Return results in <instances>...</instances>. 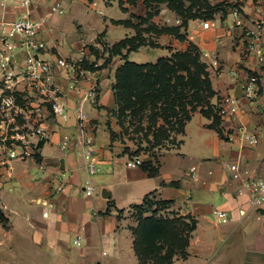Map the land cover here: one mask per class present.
Masks as SVG:
<instances>
[{"label": "crops", "instance_id": "obj_1", "mask_svg": "<svg viewBox=\"0 0 264 264\" xmlns=\"http://www.w3.org/2000/svg\"><path fill=\"white\" fill-rule=\"evenodd\" d=\"M210 1L224 4L213 20L215 26L204 29V21L193 20L189 22L186 41L169 35L155 40L166 50L163 57L186 51L190 43L207 53L202 58L208 64L216 93L211 100L215 112L224 98L238 100L239 123L259 135L261 143L243 146L238 123L217 114L220 124L215 127L213 117L198 111L185 125L184 133L176 136L177 144L159 151L152 159L158 167L153 177L142 167H126L133 156L114 147L109 131V124L116 131L114 85L117 69L125 61L116 57L108 67L88 70L86 76L56 65L59 58L69 62L84 58L89 66H101L108 56L104 45L111 47L136 34L133 28L115 22L138 23L133 16L145 17V4L125 3L126 11L118 12L114 9L117 1H33L31 16L45 22L39 37L48 45L39 56L54 67L50 98L42 99L30 88L25 94L31 112L37 108L42 112L39 119L32 114V120L26 122L31 134H27L25 142L32 146V127L39 125L50 139L35 156L24 161L13 159L8 188L13 193V222L1 197V209L9 224L0 235V248L10 244L4 253L16 251L21 256L18 264H140L134 251L132 229L137 221L133 207L151 194L157 200L172 202L163 211L165 216H191L197 222L187 258L173 264H264V208L250 204L248 194L240 192L241 182L234 180L230 171L231 165L238 164L251 178L264 177V67L246 52L248 28L264 19V0ZM55 6L63 12H54ZM235 8L241 10L246 26L235 25ZM25 12L20 0L0 5V21H15ZM152 21L161 26L179 25L177 16L167 8ZM118 30L127 37L111 39ZM104 32L105 37L99 41ZM91 47L100 52V59ZM27 60L25 55L19 57L17 73L23 72ZM215 60L218 67L213 64ZM251 81L260 88L259 99L253 102L243 91ZM19 88L24 90L25 83L21 82ZM51 101L64 106V113H54ZM88 150L99 170L96 174L88 171L84 157ZM88 182L95 189L93 195L85 192ZM59 186L63 187L61 192L57 191ZM104 190L111 195L109 199L101 196ZM215 211L225 212L228 221L219 222ZM79 237L80 246L75 243ZM96 249L102 250L98 256ZM54 259H58L56 263L51 261Z\"/></svg>", "mask_w": 264, "mask_h": 264}, {"label": "trees", "instance_id": "obj_2", "mask_svg": "<svg viewBox=\"0 0 264 264\" xmlns=\"http://www.w3.org/2000/svg\"><path fill=\"white\" fill-rule=\"evenodd\" d=\"M108 1H117L123 11H126L125 3L136 6L143 2L147 8L146 16H133L139 21L136 24L131 20L115 22L117 25L133 28L136 34L111 47L104 45V53L108 54L104 58V63L95 68L85 62L84 68L91 71L106 68L116 57L125 61L116 72L114 85L116 105L119 99L125 98L128 108L149 111L145 141L155 147L162 146L165 142L170 145L177 144L176 136L184 133L185 125L198 111L208 118L213 117V125L218 127L220 117L211 105L216 93L212 87L209 67L202 60V53L195 44L190 43L186 51L174 52L170 57H161L155 63L138 64L129 61L128 56L142 47L160 48L161 45L155 39L164 35L173 36L181 42L186 41L189 22L203 18L199 14L200 9L211 11L208 18L214 20L224 5H212L210 0ZM154 3L166 4L169 11L182 18L181 24L161 26L153 23L154 17L160 13V9L150 6ZM187 3L189 6H186ZM196 8L198 9L195 10ZM105 35L106 32L101 34L99 41ZM91 51L95 53L97 59L102 57L94 47H91ZM109 131L112 139L113 131L110 124ZM42 146L43 144L40 145ZM36 157L38 158V155ZM153 158L141 166L152 177L158 173V167L153 165ZM171 204L169 201L157 200L155 195L151 194L141 205L133 207L137 221V226L132 229L134 251L140 264H173L177 259L187 258V249L197 228V222L191 216L162 215L161 212ZM0 217L6 219L2 212Z\"/></svg>", "mask_w": 264, "mask_h": 264}, {"label": "built area", "instance_id": "obj_3", "mask_svg": "<svg viewBox=\"0 0 264 264\" xmlns=\"http://www.w3.org/2000/svg\"><path fill=\"white\" fill-rule=\"evenodd\" d=\"M14 0H0L1 7H5ZM21 5L25 8L26 12L19 19L15 21H0V114L6 110H13L17 115H23L24 119L31 121V115L35 114L39 119L42 116L40 109L31 112L30 109H25L28 104V98L25 97L28 88L30 91H35L37 95L42 98H50L51 93V72L53 64L40 58V53L47 49L48 45L40 39V30L45 23L43 20L33 19L31 16V6L34 0H20ZM96 3L93 2V6ZM54 12L63 11L55 6ZM234 23L238 27L246 26V20L243 18L241 10L235 8L232 11ZM215 26V22L206 21L203 23V28L208 29ZM248 40L246 42V52L253 55L258 63L264 67V19L255 21L247 31ZM21 55L27 56V66L22 73L16 72V64ZM204 57L208 54L204 53ZM85 59L81 58L77 62H69L65 58H59L56 65L62 69L70 70L75 75L86 76L89 74L88 70L84 68ZM214 66L218 67L217 60L214 61ZM19 78H23L22 81ZM21 82L25 83V89L21 90L19 85ZM5 85L1 87V84ZM245 97L253 102L259 99L260 88L255 81L247 82L243 86ZM28 95V94H27ZM20 97L24 100L23 104H19ZM51 106L56 114L64 113V106L51 101ZM240 106L239 101L226 97L221 101V106L217 111L220 117H229L233 122L238 123V133L243 146L255 147L261 143V138L256 133L249 130L243 124H240ZM38 122V121H37ZM37 125V123H36ZM31 134V129L26 125ZM32 135L35 141L29 147L25 141L23 145L13 144V148H8L6 145L0 144V153H5L9 159H17L24 161L26 158L35 156L36 152L40 149L41 144H45L50 139V134L43 130L40 125L32 127ZM27 135L23 136L25 139ZM69 139L66 137V142ZM85 160L88 162V171L90 174L98 173L97 165L93 162V153L88 150L84 154ZM143 165V158L141 156H133L127 163V168H137ZM41 170H44L42 165ZM232 178L241 182V193H246L249 196V202L253 207L264 208V177L251 178L248 172H243L238 164L230 166ZM62 186L57 188L61 192ZM85 192L88 195H93L95 189L90 182L85 187ZM215 216L219 222L228 221V216L225 212L215 211ZM81 237L76 240L78 246L81 245Z\"/></svg>", "mask_w": 264, "mask_h": 264}, {"label": "rangeland", "instance_id": "obj_4", "mask_svg": "<svg viewBox=\"0 0 264 264\" xmlns=\"http://www.w3.org/2000/svg\"><path fill=\"white\" fill-rule=\"evenodd\" d=\"M212 5H219L212 3ZM224 5V4H223ZM153 8H158L160 11L166 10L167 5H150ZM156 6V7H155ZM189 6V3L186 4ZM223 7V6H222ZM217 8V6H215ZM114 9L120 12L122 9L119 7L118 3L114 5ZM121 9V10H120ZM196 8L195 10H197ZM199 14H201L202 21H212L213 19H209V15L211 11H207L205 9H200ZM174 14V13H173ZM176 15V14H174ZM179 20V24L182 22V18L177 16ZM122 32H125L126 29L119 28ZM111 35V39H119L118 37H123L120 31ZM127 36H124L125 38ZM122 38V39H123ZM166 54V50L163 48H152V47H144L139 51L132 52L128 56V60L131 62H135L138 64L144 63H155L159 58L163 57ZM203 56V53H202ZM203 60V58H202ZM204 61V60H203ZM205 62V61H204ZM206 63V62H205ZM5 84L2 83L1 87ZM24 100L20 97L18 103L22 104ZM25 109H30V106L26 104ZM179 109V108H178ZM115 113V122H116V131H113L112 142L115 143L114 147H118L121 149L122 153L126 152L128 157L132 156H141L143 160H147L149 158L157 157L159 151L166 149L170 146L168 142H165L162 146L155 147L152 143H147L144 139L145 129L148 126V116L149 111L141 109H133L128 108V102L125 98H121L118 100L116 105ZM27 120L24 119L23 115H17L13 110H6L0 114V144L6 145L8 148H13V144L15 145H23L24 139L23 136L29 133V129L25 127ZM18 133V134H17ZM13 159H9L5 153H0V214L3 213L1 209V197L2 202L7 206L6 213L12 219L13 222V193L8 192V188L10 187V179L12 178L13 173ZM6 219H2L0 217V232L1 236H3L4 231L8 229L9 219L3 213ZM130 214L132 212L130 211ZM162 215L163 212H161ZM134 217H136V213L134 212ZM133 218V217H132ZM5 228V229H4ZM1 241H3V237H1ZM3 244V243H1ZM1 246V245H0ZM11 245L6 244L0 248V264H18L21 263V256L18 255L16 251L8 254L4 253L10 249ZM102 250L96 249L94 251L95 255H99ZM5 254V255H4ZM20 258V259H19ZM58 259L51 260L56 263ZM24 264V263H23Z\"/></svg>", "mask_w": 264, "mask_h": 264}, {"label": "water", "instance_id": "obj_5", "mask_svg": "<svg viewBox=\"0 0 264 264\" xmlns=\"http://www.w3.org/2000/svg\"><path fill=\"white\" fill-rule=\"evenodd\" d=\"M61 164H62V168H63L64 167V161L63 160L61 161ZM101 196L103 198H105V199H109L111 197V195H107V191L106 190L101 192Z\"/></svg>", "mask_w": 264, "mask_h": 264}]
</instances>
